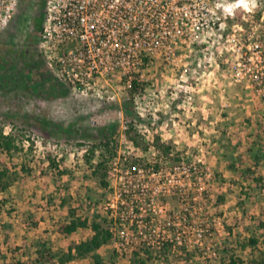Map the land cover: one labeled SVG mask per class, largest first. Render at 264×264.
Instances as JSON below:
<instances>
[{
    "label": "rangeland",
    "instance_id": "374dc122",
    "mask_svg": "<svg viewBox=\"0 0 264 264\" xmlns=\"http://www.w3.org/2000/svg\"><path fill=\"white\" fill-rule=\"evenodd\" d=\"M46 2L20 0L0 34V128L24 146L11 157L0 154L11 182L6 192L0 190V264H59V257L89 240L92 232L79 229L62 235L57 224L72 216L93 220L95 215L113 220L116 235L98 251L104 264H141L140 260L177 264L147 244L151 232L143 227L146 220L163 221L164 215L139 195L135 182L129 186L126 182L131 204L124 198L125 203L118 204L120 185L114 169L153 164L168 170L182 158L201 160V168L211 177L202 193L195 192L197 201L188 224L193 236L204 224L209 233L201 246L192 245L180 253L188 263L179 264H221L232 256L244 264L264 259V228L259 226L264 223V108L252 90L235 81L232 57L224 43L211 39L192 52L181 50L170 62L160 56L150 58L135 73L143 90L132 100L129 88L117 82L85 95L59 81L52 62L40 53ZM262 2L254 15L238 10L233 23L248 26L251 19H263L259 29L264 42ZM126 107L133 109L132 116L126 114ZM104 130L107 133L102 134ZM107 134L114 159L104 147ZM164 147L171 149L168 155ZM91 150H96L94 157ZM102 157L112 159L106 189L87 162L95 165ZM49 160L58 169L52 170ZM160 182V176L141 181L155 199V208L164 204L169 211H177L178 197L160 193ZM121 214L124 219L119 226ZM130 220H142L143 226H132L127 223ZM121 238L129 241L122 252L118 250ZM249 239L259 243L251 246ZM44 242L57 255L52 261L37 260ZM144 250L152 251L153 257ZM66 264H92V260L74 257Z\"/></svg>",
    "mask_w": 264,
    "mask_h": 264
},
{
    "label": "built area",
    "instance_id": "2783aa9c",
    "mask_svg": "<svg viewBox=\"0 0 264 264\" xmlns=\"http://www.w3.org/2000/svg\"><path fill=\"white\" fill-rule=\"evenodd\" d=\"M19 2L0 0V34L15 15ZM262 4V0H47L39 49L52 62L59 81L88 95L112 88L116 82L129 88L131 75L138 73L150 58L160 56L170 62L181 50L192 52L197 45L217 39L232 57L235 81L252 90L264 108V42L259 29L263 19H251L248 26L233 23L238 10L254 15ZM200 165L199 159L182 158L168 170H159L153 164H131L125 171L114 169L120 185L118 204H124V200L131 204L133 196L126 182L128 186L135 182L139 195L147 197V203L164 215L163 221L149 218L145 226L142 220L127 221L151 232L147 244L157 248L167 242L173 248L184 249L202 245L203 236L209 233L207 224L196 230V236L188 225L197 201L195 192L202 193L204 183L211 177ZM155 176L161 179L160 193L178 197L177 211H169L164 204L155 208V199L141 183ZM123 217L121 214L119 226L123 225ZM154 221H158L160 229L155 230ZM111 231L115 239L112 228ZM119 234L123 235L124 229ZM121 239L120 252L129 245L128 240Z\"/></svg>",
    "mask_w": 264,
    "mask_h": 264
},
{
    "label": "trees",
    "instance_id": "16d2710c",
    "mask_svg": "<svg viewBox=\"0 0 264 264\" xmlns=\"http://www.w3.org/2000/svg\"><path fill=\"white\" fill-rule=\"evenodd\" d=\"M132 81L131 85L129 87V92L132 100V96L139 91L143 90V83L138 79V76L136 74H132ZM125 112L127 115L132 116L133 115V109L131 107H126ZM105 131V130H104ZM102 132V134L107 133V131ZM111 137L109 134L104 136L105 142V150L106 152L110 153V157H113L115 153H112L109 150V139ZM131 143L138 147L137 142L134 138H130ZM32 143L31 146H29V151H32ZM23 142H20L17 140L13 134L9 133L6 134L4 132L3 128H0V154H6L8 157H11L13 153H18L23 151ZM171 149L169 147H164V152L166 155L169 154V151ZM91 155L94 157L96 150H91ZM111 159V158H110ZM111 159V160H112ZM108 162L106 159L101 158L98 163L95 165L90 164V160L87 161L89 165L92 166V173L98 177L99 184L104 188H108V171L109 168H107L108 164L111 163ZM50 167L52 170L58 169V164L50 161ZM110 166V165H109ZM155 168L157 166L154 165ZM21 169L23 172H28L26 166H21ZM63 174L64 172H60ZM10 177V171L6 166H3L0 164V190L2 192H6L11 182L9 181ZM113 225V220H105V218H102L98 215L94 216V219L91 220L87 217L85 218H79L72 216L71 219L68 222H59L57 224L58 232L62 235H71L75 233L79 229H88L92 232V236L89 240L79 243L78 245L69 248L66 257H59V264H66L67 262L71 261L74 257L78 258H91L92 264H104L102 256L98 253V251L108 245L114 238L113 233L111 231ZM260 227L264 228V223H260ZM249 243L251 246H256L259 243L258 239H249ZM157 252L159 255L163 254L164 256H168V259H173L177 264L179 263H188L186 259L184 260L181 258V252L186 253V250L184 248H173L170 243L162 242L157 248ZM74 253V254H73ZM144 253L147 257L152 258L153 252L150 250H144ZM38 257L37 260L39 262H49L54 260L57 255L56 253L48 247V245L44 242L40 245V248L38 249ZM179 260H183L184 262H180ZM186 261V262H185ZM254 264H264V259H260L259 263L256 261H252ZM141 264H145L144 260H140ZM22 264V263H18ZM221 264H244V262L240 259L229 257V261L225 262L222 261Z\"/></svg>",
    "mask_w": 264,
    "mask_h": 264
}]
</instances>
